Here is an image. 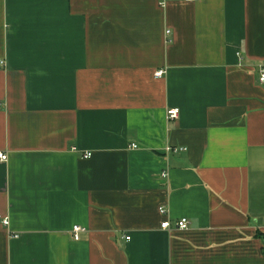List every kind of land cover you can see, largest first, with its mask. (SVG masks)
Segmentation results:
<instances>
[{"label":"crops","instance_id":"0c3cea01","mask_svg":"<svg viewBox=\"0 0 264 264\" xmlns=\"http://www.w3.org/2000/svg\"><path fill=\"white\" fill-rule=\"evenodd\" d=\"M162 1L0 0V264H264V0Z\"/></svg>","mask_w":264,"mask_h":264},{"label":"built area","instance_id":"2783aa9c","mask_svg":"<svg viewBox=\"0 0 264 264\" xmlns=\"http://www.w3.org/2000/svg\"><path fill=\"white\" fill-rule=\"evenodd\" d=\"M166 1H168V0H163L161 2V5L164 6L166 4ZM181 1L195 3V2H197L199 0H181ZM167 34H169V32H167ZM3 68H4V61H3V59H0V70H2ZM260 73H261V75H260L259 80L262 83V82H264V70L261 69L260 70ZM162 74H163V71H158V72L155 73L154 76L157 77V78H160V77H162L161 76ZM178 116H179V109H177V108H172L166 114L167 120H170V121L177 120ZM132 147L134 148L135 146H132ZM183 150L184 149H182V148H166V151L167 152H179V151H183ZM90 156H91V153H86L85 156H84V158H88ZM7 159H8V155H6L5 153H1L0 152V162H5V161H7ZM164 176L165 175L162 174V177H164ZM160 212L162 214H165L166 211H165L164 208H161L160 209ZM0 224H2V225H8V219L0 216ZM168 227H169V223L168 222H166V221L162 222L161 228L167 229ZM187 228H188V222H187V220L186 219H181L179 221V223H178V229H180V230H186ZM83 231H85V229L83 227H81L79 225H74L73 226V229L71 231L72 239L73 240H78L79 233H81ZM125 239L126 240H129L130 238L129 237H126Z\"/></svg>","mask_w":264,"mask_h":264}]
</instances>
